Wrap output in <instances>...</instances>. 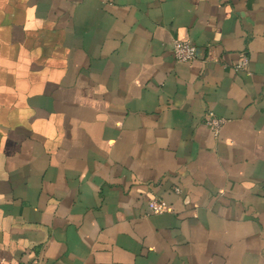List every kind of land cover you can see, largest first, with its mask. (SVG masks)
Returning a JSON list of instances; mask_svg holds the SVG:
<instances>
[{
    "label": "crops",
    "instance_id": "obj_1",
    "mask_svg": "<svg viewBox=\"0 0 264 264\" xmlns=\"http://www.w3.org/2000/svg\"><path fill=\"white\" fill-rule=\"evenodd\" d=\"M28 261L264 264V0H0V264Z\"/></svg>",
    "mask_w": 264,
    "mask_h": 264
},
{
    "label": "built area",
    "instance_id": "obj_2",
    "mask_svg": "<svg viewBox=\"0 0 264 264\" xmlns=\"http://www.w3.org/2000/svg\"><path fill=\"white\" fill-rule=\"evenodd\" d=\"M110 1V0H105ZM172 53L178 62L192 63L198 57V51L195 45L188 41L175 40L172 44ZM248 66V58L243 57L242 62L237 66L238 69H244ZM225 120L209 114L206 125L214 132H218ZM151 214H162L167 211V204L162 199H153L148 204ZM24 264H38L36 261H28Z\"/></svg>",
    "mask_w": 264,
    "mask_h": 264
}]
</instances>
